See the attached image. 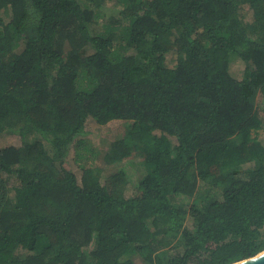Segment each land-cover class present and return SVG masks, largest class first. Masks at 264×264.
Here are the masks:
<instances>
[{"label": "trees", "instance_id": "trees-1", "mask_svg": "<svg viewBox=\"0 0 264 264\" xmlns=\"http://www.w3.org/2000/svg\"><path fill=\"white\" fill-rule=\"evenodd\" d=\"M108 6L121 10L101 25ZM262 100L264 0H0V264H232L262 252ZM114 121L124 133L78 180L70 147L86 152L80 138ZM131 158L145 174L125 202Z\"/></svg>", "mask_w": 264, "mask_h": 264}, {"label": "rangeland", "instance_id": "rangeland-1", "mask_svg": "<svg viewBox=\"0 0 264 264\" xmlns=\"http://www.w3.org/2000/svg\"><path fill=\"white\" fill-rule=\"evenodd\" d=\"M109 7V13L111 15H108L104 20L99 21L101 25H106L108 24L107 20L110 18H113L116 16V12L121 10V7L119 6H108ZM244 14L246 18L248 17L249 11L246 9L244 10ZM128 21L124 20L122 22V25H125ZM174 58L175 55H167V62L166 64L168 66H173L174 63ZM230 73L231 75L236 78V79H241L243 70H244V63L241 60H236L234 61L231 66H230ZM258 107L259 108H264V100L258 102ZM125 131V122L122 121H114L110 122L109 124L102 126L100 130L94 129L91 133L86 134L82 136L80 139L83 140L84 145L86 146V152L82 151L79 149L78 153L75 154L74 151V145L70 147V151L68 156L65 158V166L70 169L75 175L76 178L79 180V177L81 175L82 171V165L84 164L83 161H88L92 162V159L90 158V154H92V151H96L99 153L104 152L108 148V144L112 141L115 140V138L121 137L122 133ZM255 136L262 141L264 145V128L261 130L254 132ZM254 133L252 136H254ZM7 140L10 141H16L19 139L18 135H11L8 134L6 136ZM44 143V147L46 148L47 152L51 155L52 159H54L56 162L59 160L58 155L50 150V146L48 145L47 142L42 141ZM124 171H125V177L127 178V185L125 187V192H124V197L123 200L127 202L130 198H133L137 195V189L136 185L141 178H143V175L145 174V169L142 164H140V161L138 159H132L129 160L128 162L125 163L124 166ZM12 189L13 186L11 185L9 188V192L12 195ZM192 200L188 201L187 198H176V206L178 207H184L187 211V216H190L193 213V210L191 205H192ZM195 207V206H194ZM22 233L19 232L17 233V240L19 242H23L22 240ZM167 254H171V251H169ZM136 264H140L139 260H136Z\"/></svg>", "mask_w": 264, "mask_h": 264}, {"label": "water", "instance_id": "water-1", "mask_svg": "<svg viewBox=\"0 0 264 264\" xmlns=\"http://www.w3.org/2000/svg\"><path fill=\"white\" fill-rule=\"evenodd\" d=\"M232 264H264V250L257 255Z\"/></svg>", "mask_w": 264, "mask_h": 264}]
</instances>
